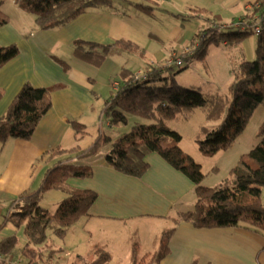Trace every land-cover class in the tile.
I'll list each match as a JSON object with an SVG mask.
<instances>
[{"label":"crops","instance_id":"obj_1","mask_svg":"<svg viewBox=\"0 0 264 264\" xmlns=\"http://www.w3.org/2000/svg\"><path fill=\"white\" fill-rule=\"evenodd\" d=\"M257 1L114 0L112 7L88 8L60 28L42 30L34 17L20 9L14 0H4L0 10L7 22L0 26V45L14 44L18 54L0 68L3 91L0 116L25 83L34 87H59L51 92V108L31 139H8L0 144V222L9 202L24 191L36 189L46 169L58 159L38 161L43 153L77 145L84 148L99 131L112 133L118 127H108L102 109L114 92L111 82L118 80L121 68L135 72L151 64L164 63L170 55L179 53L176 42L186 22L197 21L194 34L206 26L207 18L228 25L244 16ZM134 4L147 5L150 10L143 12ZM183 16L189 18L182 19ZM75 40L100 44L125 40L142 47L143 51L113 48L100 66H94L75 55ZM255 43V36H249L238 45L209 44L204 57L193 62L223 60L233 72L242 57L254 58ZM147 60L151 63H142ZM231 80L232 76L223 81L198 80L190 86L199 87L204 93L224 94ZM194 111L198 110L183 115L184 118L188 119ZM181 116L168 121L169 128L173 129L171 123ZM73 121L85 126V135L75 133ZM263 121L264 105H261L233 145L209 157L201 155L198 149L186 151L181 135L179 146L201 165L205 174L203 186H215L228 176L239 157L258 143L256 132ZM207 122L208 126L215 123ZM173 130L180 133L176 127ZM101 152L88 159L67 162L90 167L89 178H69L67 183L74 188L95 191L97 199L88 215L69 227L63 239L52 242L50 237L40 246L45 252L36 264H83L95 258L99 247L110 253L111 260L117 256L131 264L134 243L139 254L148 258L157 250L151 249L156 236L159 241L163 230L171 227L174 231L168 239V251L159 264H264V233L246 227L197 228L181 219L174 222L178 213L193 209L196 186L157 153L147 154L148 169L142 176L132 177L109 166L104 160L105 152ZM48 195L56 200L52 207L42 203ZM63 196L60 191L49 190L41 205L54 212ZM13 234L14 227L7 225L0 230V239ZM47 249L53 252L48 255ZM0 264L28 262L22 255L9 254L0 256Z\"/></svg>","mask_w":264,"mask_h":264},{"label":"trees","instance_id":"obj_2","mask_svg":"<svg viewBox=\"0 0 264 264\" xmlns=\"http://www.w3.org/2000/svg\"><path fill=\"white\" fill-rule=\"evenodd\" d=\"M4 0H0V6ZM17 6L34 17L35 24L42 30L60 28L83 14L88 8L112 7L114 0H14ZM145 12L150 7L134 4ZM183 16L182 19H187ZM238 26L222 25L206 19V26L199 30L189 42L190 55L181 56L183 62L201 60L209 44L238 45L249 36H255L254 58H241L232 72V80L225 94L204 93L199 87L178 83L172 72L174 65L153 66L141 77L133 71L121 68L117 73L118 87L104 102L102 113L109 127L129 126V131L111 137L104 130L84 148L78 145L68 149L54 148L43 153L39 160L58 158L43 174L39 186L24 191L11 200L8 210L0 222V230L7 225L22 228L26 242L20 254L28 264L38 263L44 256L40 247L47 241V231L63 239L69 227L88 215V210L97 199L90 189L71 187L69 178H89V166L67 163L71 159H88L104 153L105 162L118 172L140 177L149 165L145 157L157 153L174 169L186 175L195 184L193 209L177 214L174 222L183 220L197 228L246 227L264 233V205L261 192L264 187V121L256 137L258 143L242 154L230 169L228 176L215 186L201 184L205 174L201 165L179 146L181 134L169 128L168 121L179 114H187L199 108L205 113L211 126L200 127L194 141L199 153L213 156L229 149L243 132L257 107L264 105V0L253 3L247 13L236 20ZM7 17L0 10V26ZM260 23L259 32L253 26ZM113 48L138 49L135 43L117 40L100 44L84 40L74 41L75 55L94 66H100ZM18 54L16 45H0V68ZM59 86L34 87L23 84L13 98L4 115L0 116V144L8 139H31L41 119L51 108V92ZM3 91L0 88V99ZM75 133L85 135V126L73 121ZM215 170V168H213ZM49 190L63 193L54 212L41 205L44 194ZM174 227L163 230L158 249L146 258L139 254L133 244L131 264H159L166 255L167 243ZM18 243L15 234L0 239V256L9 255ZM50 247V246H48ZM47 249L46 251H48ZM53 251L50 249L48 255ZM110 253L103 247L96 249V256L83 264H107ZM194 264V262L192 263Z\"/></svg>","mask_w":264,"mask_h":264},{"label":"rangeland","instance_id":"obj_3","mask_svg":"<svg viewBox=\"0 0 264 264\" xmlns=\"http://www.w3.org/2000/svg\"><path fill=\"white\" fill-rule=\"evenodd\" d=\"M196 27H197V21L196 20L186 22L184 31L181 32V34L178 37V41L176 42V44H177L176 47H177L179 53H175V54L170 55L164 61V63H161L160 65L166 66L167 61L171 57H173L174 55H176L177 57H181L184 54L190 55L192 48L189 45L188 41H190V39L194 36V31L197 29ZM184 44H185V46L182 48V45H184ZM138 49L140 50V52L143 51V50H141L142 47H140V46L138 47ZM184 49H187V52ZM144 60H146V59H144ZM214 61H213V59H211L207 63H205V62H201V63L183 62V64L181 66H174L172 69V72L175 73V72L179 71L175 75V78L179 84L184 85V86H190L193 83L192 81L198 82V80L199 81H201V80H216V81L230 80L231 76H232L231 67L225 66L223 60H221V62L219 60H217V61L214 60ZM142 63H146V65H148V63L150 64L151 62H149L147 60V61H142ZM157 65L158 64H151V65L146 66L144 68H141L140 70H137L135 72L133 71L135 74V77H141V76L145 75L148 71H150L152 69L153 66H157ZM113 82L117 83V84H118V82H117V80H112V82H111V86H112L113 90H116L118 85L117 86H115L116 84L113 85ZM196 110H198V111H194V113H192V115H190V117L188 119L184 118V116L186 114H182V116L180 117L181 119H179L178 121H176L174 123H171V125H170L171 127H173V129H174V127H176L180 131V134L183 136V142H184L183 144H185V150L186 151H191L192 149L197 150V145L194 141V138L198 134V131H199L201 126H203V125L208 126L207 125L208 122H207L205 116L202 115L201 109L196 108ZM106 123H107V121H106ZM130 125H131V122L127 125H119L118 127H116V129L112 133H109V134L113 138L120 136V135L129 131ZM105 151L106 150L104 148L103 151L101 152V154L104 153ZM67 156L68 155H63V156H60L58 158H66ZM68 157H72V156H68ZM262 191H264V187L262 188ZM263 195H264V192H263ZM262 198H263V202H264V196ZM55 201H56L55 198L48 195L42 203L48 207H52L54 205L53 203ZM14 230H15V235L18 239V243L10 254H13V255H16V257H19L21 255L20 249L24 243V236H23L21 227L20 228H14ZM50 237L52 239L51 240L52 242H58L59 241V238H57L55 235H53V233L50 230H48L47 231V239H50ZM145 247L146 246H144V248ZM158 247H159V241H158V236H156L151 249H153V251H155L156 249H158ZM107 264H129V261L128 260H126V261L120 260L116 256L115 258L110 260Z\"/></svg>","mask_w":264,"mask_h":264},{"label":"built area","instance_id":"obj_4","mask_svg":"<svg viewBox=\"0 0 264 264\" xmlns=\"http://www.w3.org/2000/svg\"><path fill=\"white\" fill-rule=\"evenodd\" d=\"M234 26H238L239 23H237V21H235L234 23H231ZM260 30V23H256L253 26V31L254 32H259ZM185 51L187 52V49H185ZM183 64V61L181 59V57H177L176 55H174L173 57H171L168 61H167V65H174V66H181ZM116 84L115 86H117V83L113 82V85Z\"/></svg>","mask_w":264,"mask_h":264}]
</instances>
